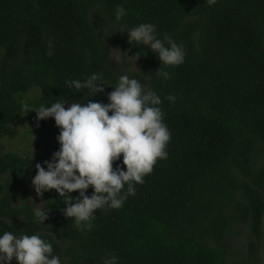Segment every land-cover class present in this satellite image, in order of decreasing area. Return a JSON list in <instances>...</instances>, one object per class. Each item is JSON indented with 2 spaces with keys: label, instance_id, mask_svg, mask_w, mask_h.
Returning <instances> with one entry per match:
<instances>
[{
  "label": "trees",
  "instance_id": "obj_1",
  "mask_svg": "<svg viewBox=\"0 0 264 264\" xmlns=\"http://www.w3.org/2000/svg\"><path fill=\"white\" fill-rule=\"evenodd\" d=\"M118 6L127 11L119 21ZM140 23L155 25L158 38L182 46L184 62L161 65L147 46L130 45L119 31ZM109 42L124 59L146 53L136 60L142 70H129L132 59L115 65ZM160 68L171 79L157 73ZM94 72L102 74L104 92L93 97L66 83ZM121 75L160 96L171 134L167 158L156 161L122 207L95 210L90 230L63 215L55 190L40 197L49 210L40 223L29 181L35 164L59 149V129L52 118L31 117L36 151L27 155L2 152V140L14 134L12 126L30 105L107 103ZM33 90L40 95L24 102ZM3 231L39 234L62 264H103L111 253L117 264H258L264 236V0H0ZM242 234L249 242L241 259L232 261V243Z\"/></svg>",
  "mask_w": 264,
  "mask_h": 264
},
{
  "label": "clouds",
  "instance_id": "obj_2",
  "mask_svg": "<svg viewBox=\"0 0 264 264\" xmlns=\"http://www.w3.org/2000/svg\"><path fill=\"white\" fill-rule=\"evenodd\" d=\"M126 15V9L118 6L116 19ZM119 32L127 33L130 45L147 46L161 65L178 66L184 62L183 47L171 37L166 41L158 38L151 23L122 26ZM140 55L146 53L141 51L128 58L136 62ZM157 73L165 80L171 79L170 73L161 68ZM102 79L101 73L94 72L83 80L66 83L69 88L88 89L92 93L89 97H93L104 92ZM112 88L107 103L89 99L87 103L73 102L66 108V102L58 100L32 110L37 121L52 118L59 129V149L50 160L35 164L36 174L31 183L36 196L55 190L64 204L63 215L82 231L92 228L95 210L122 207L127 197L135 194V185L143 184L144 177L152 172L156 161L168 156L166 146L171 134L163 122L160 96L128 75L119 76ZM167 99L174 102L176 98L169 95ZM117 161L120 163L113 167ZM90 187L89 196L86 193ZM74 192L78 196L73 197ZM36 205L33 214L43 224L49 210L44 202ZM13 259L17 264H62L61 258L53 254L52 243L39 234L3 231L0 264H10ZM103 264H117L116 254H109Z\"/></svg>",
  "mask_w": 264,
  "mask_h": 264
},
{
  "label": "rangeland",
  "instance_id": "obj_3",
  "mask_svg": "<svg viewBox=\"0 0 264 264\" xmlns=\"http://www.w3.org/2000/svg\"><path fill=\"white\" fill-rule=\"evenodd\" d=\"M109 49L112 53V61L115 65H118L120 67H124V60L126 62H130L131 59L128 57H132L130 53L126 55V58L124 59L122 52L115 47L112 42H109ZM143 64L140 62H136L129 68L132 72H139L142 70ZM40 95V91L33 90L31 91L27 97L25 98L24 102L31 103L34 99H36ZM69 106V105H68ZM68 106H65L66 108ZM36 107L29 106L27 107V112L23 118L18 120L13 126V132L14 134L10 137H6L1 142V151L6 152H16L22 155H27L32 152L36 151V143L33 135L30 133V118L33 116H36V113L32 110H35ZM32 179L29 181V186L34 190L32 183ZM41 198L37 197L36 194L33 192L31 203L37 207L36 204H40ZM36 203V204H35ZM249 242V239L242 234L241 236L237 237L235 242L232 243V253L233 256L231 257L232 261L234 260H240L241 257L239 256V252L243 250V248H246L247 243ZM245 244V246H241ZM243 247V248H242ZM245 250V249H244ZM258 264H264V236L261 241V249H260V259Z\"/></svg>",
  "mask_w": 264,
  "mask_h": 264
}]
</instances>
